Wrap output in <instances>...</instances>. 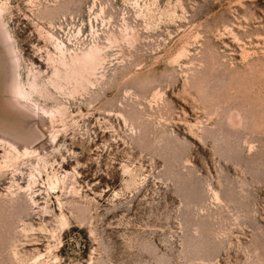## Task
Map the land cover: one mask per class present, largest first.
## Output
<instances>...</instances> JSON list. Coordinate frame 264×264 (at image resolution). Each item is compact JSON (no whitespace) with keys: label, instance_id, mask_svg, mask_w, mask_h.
<instances>
[{"label":"rangeland","instance_id":"obj_1","mask_svg":"<svg viewBox=\"0 0 264 264\" xmlns=\"http://www.w3.org/2000/svg\"><path fill=\"white\" fill-rule=\"evenodd\" d=\"M0 264H264V0H0Z\"/></svg>","mask_w":264,"mask_h":264},{"label":"bare ground","instance_id":"obj_2","mask_svg":"<svg viewBox=\"0 0 264 264\" xmlns=\"http://www.w3.org/2000/svg\"><path fill=\"white\" fill-rule=\"evenodd\" d=\"M59 44H60V43H59ZM62 44H63V43H62ZM58 48L61 49V46L59 45ZM61 50H63V49H61ZM83 59H84V58H83ZM85 59H88L87 56H86ZM85 59H84V60H85ZM18 89H19V92L21 93V96H22V97H23V96L26 97L25 92L23 91V89L21 88V86H19Z\"/></svg>","mask_w":264,"mask_h":264}]
</instances>
